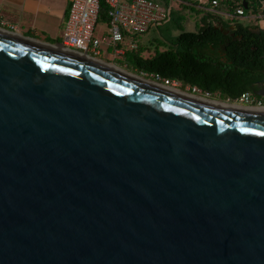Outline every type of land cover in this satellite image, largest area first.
<instances>
[{"label": "water", "instance_id": "95a60500", "mask_svg": "<svg viewBox=\"0 0 264 264\" xmlns=\"http://www.w3.org/2000/svg\"><path fill=\"white\" fill-rule=\"evenodd\" d=\"M8 33L0 264H264V110Z\"/></svg>", "mask_w": 264, "mask_h": 264}, {"label": "trees", "instance_id": "16d2710c", "mask_svg": "<svg viewBox=\"0 0 264 264\" xmlns=\"http://www.w3.org/2000/svg\"><path fill=\"white\" fill-rule=\"evenodd\" d=\"M178 1L193 4L197 12H202L201 29L180 31L172 46L162 51L157 46L152 51L137 46L117 58L116 65L140 76L159 75L178 82L192 94H207L220 101L234 102L246 92L254 96V81L264 77V28L243 23L239 18L264 16V0H220L216 11L200 9L191 0ZM106 19L102 2L99 20ZM230 28H234L235 40L224 34Z\"/></svg>", "mask_w": 264, "mask_h": 264}, {"label": "built area", "instance_id": "2783aa9c", "mask_svg": "<svg viewBox=\"0 0 264 264\" xmlns=\"http://www.w3.org/2000/svg\"><path fill=\"white\" fill-rule=\"evenodd\" d=\"M191 1L198 8L207 11H216L215 8L220 3V0ZM102 2L106 7L107 19L101 22L107 28L97 36L95 30L100 21ZM236 12L242 14L241 10ZM168 13V7L157 0H70L60 47L100 64L121 68L116 65L115 60L122 58L128 50L135 49L138 46L135 37L157 26L167 18ZM102 53L110 56L112 61L104 60ZM141 76L145 78L147 75ZM147 79L164 86L177 87L176 81H169L159 75H150ZM234 102L245 106L262 105L248 92L242 93Z\"/></svg>", "mask_w": 264, "mask_h": 264}, {"label": "crops", "instance_id": "0c3cea01", "mask_svg": "<svg viewBox=\"0 0 264 264\" xmlns=\"http://www.w3.org/2000/svg\"><path fill=\"white\" fill-rule=\"evenodd\" d=\"M70 0H0V27L13 36L50 44L63 50L60 40Z\"/></svg>", "mask_w": 264, "mask_h": 264}, {"label": "rangeland", "instance_id": "374dc122", "mask_svg": "<svg viewBox=\"0 0 264 264\" xmlns=\"http://www.w3.org/2000/svg\"><path fill=\"white\" fill-rule=\"evenodd\" d=\"M157 1H159L162 4H165L168 7V11H169L168 16L157 26H153L149 28L146 32L136 36L135 43L138 46H145L149 48L151 51L154 50V48L157 46L158 50L162 51L168 46H172L175 37L180 31L201 29V26L203 25V22L201 20L202 12H197L193 4L183 5L178 0H157ZM239 19L243 23L257 24L259 25V27L264 28V16L251 15L249 17H240ZM106 28L107 26L104 24V22L99 21L96 26L95 34L99 36L102 31L106 30ZM147 54L148 53H146L145 55ZM101 57L106 61H112V58L110 56L105 55L104 53L101 54ZM146 77L150 78L148 76ZM176 85L177 88L180 90L181 89L188 90V88L182 87L178 82H176ZM233 103H237V102H233ZM263 104L264 103H262V105ZM240 105L242 106L243 104Z\"/></svg>", "mask_w": 264, "mask_h": 264}, {"label": "bare ground", "instance_id": "6f19581e", "mask_svg": "<svg viewBox=\"0 0 264 264\" xmlns=\"http://www.w3.org/2000/svg\"><path fill=\"white\" fill-rule=\"evenodd\" d=\"M106 66H107V67H110V68H112V69H114V70H117V71H119V72H121V73H124V74H126V75H129V76H131V77H133V78H136V79H138V80L144 81V82H146V83H149V84H152V85H155V86H158V87H161V88L167 89V90H171V91H174V92H177V93H180V94L186 95V96H190V97H193V98H196V99H199V100H203V101H206V102H209V103L217 104V105L224 106V107L234 108V109H243V110H264V106H263V107H262V106H257V107H247V106H241L240 104H237V103H234V104H233V102H232V103H228V102H226V101L222 102V101H220V100L211 99V98L206 97V96H200V94H199V95L191 94V93L187 92V90L184 91V90H180V89H178L176 86H175V87H173V86H164V87H162V86H160V85H157V84L151 83V82H149V81H147V80H144V79L142 78V76H140V75L138 76V75H136V74H134V73L126 72V70L121 69V68H118V67H116V66H110V65H106Z\"/></svg>", "mask_w": 264, "mask_h": 264}, {"label": "flooded vegetation", "instance_id": "af4514ba", "mask_svg": "<svg viewBox=\"0 0 264 264\" xmlns=\"http://www.w3.org/2000/svg\"><path fill=\"white\" fill-rule=\"evenodd\" d=\"M220 29H222V28H220ZM233 30H234V28H230V29L224 31V34L229 35L230 37H232L235 40L236 36H235V33L233 32ZM255 30L256 29H254L253 32L258 33V30H257V32H255ZM238 39L240 40L241 36H239ZM222 49L225 50V47L223 46ZM224 54L225 53L223 52L222 55H224ZM261 73L264 74V70ZM254 83H255L254 92L256 95V96L254 95V98L262 104V103H264V96L258 95L257 93L258 92H264V77L255 80Z\"/></svg>", "mask_w": 264, "mask_h": 264}]
</instances>
